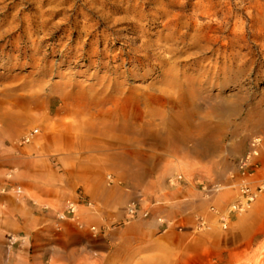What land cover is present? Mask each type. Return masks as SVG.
I'll return each mask as SVG.
<instances>
[{"label": "rangeland", "instance_id": "rangeland-1", "mask_svg": "<svg viewBox=\"0 0 264 264\" xmlns=\"http://www.w3.org/2000/svg\"><path fill=\"white\" fill-rule=\"evenodd\" d=\"M202 1L207 2L0 0V95L6 94L0 96V264H79L84 253L70 248L80 238L101 240L97 253H85L96 264H264V192L243 211L232 208L240 198L238 162L256 137L262 141L257 179L264 168V47L259 42L249 40L253 63L228 84L233 111L224 129L213 116L207 118L200 97L202 107L186 113L155 100L94 108L88 96L69 97L73 106L59 109V90L112 85L149 96L167 81L169 61L185 73L183 81L197 77L200 65L217 58L199 57L196 28L187 26L203 11ZM91 31L112 39L109 50L104 41L89 45L97 38ZM143 41L154 58H144ZM95 49L103 58L95 57ZM241 51L250 53L248 46ZM215 80L213 86L222 82ZM11 89L19 105L7 95ZM31 96L41 102L28 105ZM163 112L178 118L174 128L160 123ZM115 114L131 130L153 125L164 137L140 141V154L126 160L111 155L120 145L102 122ZM208 132L213 136L206 140ZM26 136H31L28 143ZM65 150L91 153L55 152ZM123 162L136 168L122 170ZM170 164L183 169L178 184L162 194ZM68 200L78 204L74 221L60 219ZM134 205L138 213L131 217L128 209ZM161 218L164 224L158 223Z\"/></svg>", "mask_w": 264, "mask_h": 264}, {"label": "bare ground", "instance_id": "bare-ground-1", "mask_svg": "<svg viewBox=\"0 0 264 264\" xmlns=\"http://www.w3.org/2000/svg\"><path fill=\"white\" fill-rule=\"evenodd\" d=\"M204 2L205 1H202L203 11L193 15V18H191L192 22L187 26L190 28L194 26L196 28L193 33V40L198 44L199 57L206 58L208 54H213V56L217 54V58L211 60V65L209 64L211 67L209 65H200L199 75L197 77L190 76L183 81L181 77H183L185 73L179 70L175 63L170 62L169 58L167 61H169V64L172 66H170L167 71V81L162 88L150 90L148 93L149 96H145V93H126L125 90H113L114 88L112 85L109 89H90L82 90L77 93L72 91L62 92V90H59L58 98H61L59 109L65 110L73 106V104L70 103L69 97L88 96V105L94 108H101L106 104L118 107L127 103L140 104L141 100L144 101V103L155 100L162 107H170L186 113V110L194 106L202 107L199 104L200 97V99L205 102L209 111L207 113V118L213 116L219 130L220 128L224 129L228 123L229 115L233 111V107L229 102L231 94L229 93L228 88L230 87L228 84H233L238 81L241 75L240 72L243 71V68L249 63H253V52L252 48L248 45L249 40H253V42L256 43L259 42L261 46L264 47V0H207L206 3ZM175 19L178 21L181 17L175 15ZM176 20L174 23L178 24ZM95 25L97 26L98 24ZM173 26L177 28V30L179 29V24ZM93 31L90 32L91 36H96L97 38L90 41L89 45L99 46L104 41L106 45L105 49L109 50L110 41L112 39H108V37L105 36V32H102L99 38V35L93 34ZM176 32V30H173L171 36H175ZM188 32H190V30H187L185 35ZM114 35L121 36L122 31H115ZM183 36L184 34H182L181 37ZM17 45L20 44L18 43ZM246 46H248L250 53L245 54L241 51V49ZM4 48L5 46L2 47V49ZM140 48L146 52L144 58H154L150 51L151 45H149L148 42L143 41L140 44ZM122 53L123 52H121V54ZM93 54L97 58H103L104 55L101 53V50L99 51L98 49H95ZM147 55L149 56L147 57ZM154 55L156 56V54ZM137 57L136 59L140 58L139 56ZM130 58L132 57L130 56ZM161 63L162 60H160L157 65ZM219 63H223L222 66H217ZM208 66L209 68H207ZM235 66L238 67V72L234 70ZM214 79H222V82L217 83V86H213L216 82ZM9 91L11 92L7 95L11 98L14 97V104L19 105L20 99L13 92L14 89ZM3 95L6 94H1L0 96ZM26 100L28 101L27 104L31 106L41 102V99L35 96H31ZM161 116L160 123L165 126V129H171L177 125V117L166 114L165 112H163ZM105 123L102 122V125L105 126L109 134L113 135L112 137L116 138L117 143L120 145L117 151H113L110 154L120 156L122 159L127 155H139L138 143L140 141L143 140L147 142L154 140V142H158V139L164 137V131L161 132L162 136H159L161 130H158L157 127H153V125H148L142 132L139 130H131L125 118L119 114H115L113 119ZM127 135H132L134 138H127ZM210 136L213 135L208 132V135H206L204 139L208 140ZM55 152L59 155L75 156L83 153H91V151L78 152L66 150ZM126 158L124 160H126ZM119 167L122 170L128 171H134L133 169L136 168L134 164H127V162H123ZM182 169V166L175 164H170L164 169L160 193L163 194L165 188H172L178 184L177 179H179V172L182 171ZM148 204V201L142 200V205L147 206ZM165 221L166 220L161 218L158 223L164 224Z\"/></svg>", "mask_w": 264, "mask_h": 264}, {"label": "built area", "instance_id": "built-area-1", "mask_svg": "<svg viewBox=\"0 0 264 264\" xmlns=\"http://www.w3.org/2000/svg\"><path fill=\"white\" fill-rule=\"evenodd\" d=\"M31 136H26L24 138V143L30 142ZM261 144V138H254L252 140L249 153L238 162V174L235 178L237 179L240 198L236 202V204L232 206L234 210L243 211L256 200L259 194L264 192V168L261 171V178L257 179L256 174L259 170L257 169L258 164L255 162L256 159L260 156ZM17 192L19 193L20 189H18ZM128 211L130 216L134 217L138 213L137 206H131ZM77 214L78 204L74 201L68 200L66 202L64 212H62L60 215V219L74 221L78 218ZM222 221L223 227L227 228V219L223 218ZM92 230L95 231L96 229L93 227Z\"/></svg>", "mask_w": 264, "mask_h": 264}, {"label": "crops", "instance_id": "crops-1", "mask_svg": "<svg viewBox=\"0 0 264 264\" xmlns=\"http://www.w3.org/2000/svg\"><path fill=\"white\" fill-rule=\"evenodd\" d=\"M76 244H78V246H71L70 249H73V251L75 252H82L84 253V255L82 256V258L79 260V264H96L97 263V259L95 258H91L90 256L86 255V252H90V251H94V252H98V250L100 248H102V244H101V240L96 239V240H92L89 238H80L77 239Z\"/></svg>", "mask_w": 264, "mask_h": 264}]
</instances>
